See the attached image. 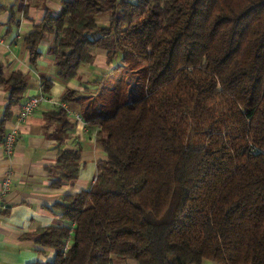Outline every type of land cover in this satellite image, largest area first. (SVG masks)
I'll return each instance as SVG.
<instances>
[{
	"label": "trees",
	"instance_id": "1",
	"mask_svg": "<svg viewBox=\"0 0 264 264\" xmlns=\"http://www.w3.org/2000/svg\"><path fill=\"white\" fill-rule=\"evenodd\" d=\"M62 3L27 36L30 60L55 36L58 76L71 80L107 52L96 91L62 97L97 128L107 159L90 189L54 204L63 225L35 234L54 259L34 264H264V0ZM27 87L0 64L2 123ZM45 116L61 126L52 186L72 184L81 155L64 148L68 111Z\"/></svg>",
	"mask_w": 264,
	"mask_h": 264
},
{
	"label": "crops",
	"instance_id": "2",
	"mask_svg": "<svg viewBox=\"0 0 264 264\" xmlns=\"http://www.w3.org/2000/svg\"><path fill=\"white\" fill-rule=\"evenodd\" d=\"M63 1L0 0V64L5 75L21 72L27 75L28 82L24 100L11 109V115L4 123L8 93L0 88V264L53 260L54 251L35 242L36 232L44 227L63 225L54 204L64 196L90 189L98 174V163L107 159L96 141L97 128L77 117L80 115L78 108L62 101L67 91H96L92 82L111 68L107 52L98 49L93 62L82 65L78 77L71 80L58 76L54 55L50 53L55 36L47 37L40 44L41 56L35 63L30 60L25 42L27 36L34 25L43 21L47 12L60 15ZM12 13H15L16 24L9 29ZM44 80L51 81L48 91L43 86ZM35 97H42L43 101L22 120L23 104ZM61 107L68 111L70 123L64 135V148L80 150L81 169L74 183L54 187L55 178L49 169L56 164L59 150L56 135L61 126L56 122L49 123L45 114ZM13 131L17 132L16 143L12 151H7L5 140ZM6 183L8 190L3 193ZM202 264L217 263L204 260Z\"/></svg>",
	"mask_w": 264,
	"mask_h": 264
},
{
	"label": "built area",
	"instance_id": "3",
	"mask_svg": "<svg viewBox=\"0 0 264 264\" xmlns=\"http://www.w3.org/2000/svg\"><path fill=\"white\" fill-rule=\"evenodd\" d=\"M42 101H43L42 97H35V98L29 99L25 104H23L22 113H21V119L23 120L25 117L30 115L34 110H36L40 106ZM77 117L79 119H81L80 115H77ZM16 136H17V132L13 131L6 137L5 148H6L7 151H12L13 150L14 145L16 143ZM7 190H8V184L6 183V185L3 188V193H5ZM69 244H70V242L68 240V242L66 243V246L64 248L65 251L68 250Z\"/></svg>",
	"mask_w": 264,
	"mask_h": 264
},
{
	"label": "rangeland",
	"instance_id": "4",
	"mask_svg": "<svg viewBox=\"0 0 264 264\" xmlns=\"http://www.w3.org/2000/svg\"><path fill=\"white\" fill-rule=\"evenodd\" d=\"M110 17H111V12L102 13V14H99L98 16H96V19L98 21L99 26L100 27H106L108 19ZM96 52H97V50L94 52V55L96 54ZM116 63H115V65H116Z\"/></svg>",
	"mask_w": 264,
	"mask_h": 264
}]
</instances>
